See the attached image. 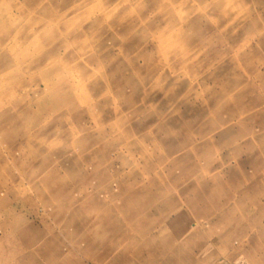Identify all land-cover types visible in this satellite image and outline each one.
Returning <instances> with one entry per match:
<instances>
[{
	"label": "rangeland",
	"instance_id": "rangeland-1",
	"mask_svg": "<svg viewBox=\"0 0 264 264\" xmlns=\"http://www.w3.org/2000/svg\"><path fill=\"white\" fill-rule=\"evenodd\" d=\"M17 10L0 264H264V0Z\"/></svg>",
	"mask_w": 264,
	"mask_h": 264
},
{
	"label": "bare ground",
	"instance_id": "bare-ground-1",
	"mask_svg": "<svg viewBox=\"0 0 264 264\" xmlns=\"http://www.w3.org/2000/svg\"><path fill=\"white\" fill-rule=\"evenodd\" d=\"M40 1H42V0H40ZM28 2H30V0H28ZM41 3V2H40ZM37 4H39V3H37ZM37 6V5H36ZM35 8V7H34ZM33 10V9H32ZM30 12V11H29ZM19 10H17V13H15L14 14V18H13V20H11V22L9 23V24H6V25H3L2 26V28H1V34H0V43L2 44L5 40L7 41V42H9L10 41V39L11 38H13V37H15L14 35H16V33H17V31H14L13 32V29L16 27V22L18 21V19H19ZM26 15V14H25ZM97 21V20H96ZM15 23V24H14ZM99 23V22H98ZM97 23V24H98ZM101 23V22H100ZM99 23V24H100ZM1 49H3V48H1ZM5 53V52H4ZM7 55V54H6ZM90 55V54H89ZM86 57V56H85ZM4 58H6L5 57V55L1 52V54H0V59H4ZM87 58H88V56H87ZM9 58H7V60H8ZM36 61V60H35ZM75 62V61H74ZM33 63H34V61H33ZM37 64H39V62L37 63ZM8 65H9V63H8ZM8 65H6V68L8 67ZM36 65V64H35ZM34 66V65H33ZM76 66V65H75ZM31 67V66H30ZM4 68V67H3ZM58 70H59V67H54L53 68V72H58ZM17 80V79H16ZM4 94V91H0V95H3ZM14 100V99H13ZM23 103V102H22ZM137 217V216H136Z\"/></svg>",
	"mask_w": 264,
	"mask_h": 264
}]
</instances>
